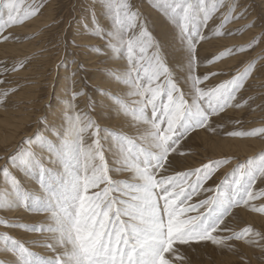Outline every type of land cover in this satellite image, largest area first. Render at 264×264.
Returning a JSON list of instances; mask_svg holds the SVG:
<instances>
[{"label":"snow or ice","instance_id":"1","mask_svg":"<svg viewBox=\"0 0 264 264\" xmlns=\"http://www.w3.org/2000/svg\"><path fill=\"white\" fill-rule=\"evenodd\" d=\"M45 7L46 0H0V43L12 38L9 28ZM152 7L171 33L170 45L157 39L131 0H91L74 17L72 46L81 47L76 41L85 35L97 38L103 46L90 51L118 62L106 74L117 90L97 92L112 101L110 115L124 117L128 129L102 127L79 110L75 101L86 95L81 90L67 100L55 136L37 132L23 141L0 168V210L22 209L43 219H0V226L40 238L25 242L0 234V250L14 258L0 264H190L187 253L195 246L234 251L235 241L257 248L264 259V230L233 226L241 210L264 217V150L235 163L225 157L186 167L181 160L194 134H218L223 129L218 121L228 110L254 100L241 92L254 72L264 73L259 64L264 55L227 79L216 69L226 58L256 49L264 31L246 45L201 57L204 44L256 27L253 21L226 31L247 18V9L238 0H153ZM210 21L218 22L209 29ZM23 67V62L0 65V77ZM82 69L78 62L74 81ZM6 83L0 79V85ZM14 91H0V104ZM226 134L264 140V126Z\"/></svg>","mask_w":264,"mask_h":264},{"label":"rangeland","instance_id":"2","mask_svg":"<svg viewBox=\"0 0 264 264\" xmlns=\"http://www.w3.org/2000/svg\"><path fill=\"white\" fill-rule=\"evenodd\" d=\"M238 2L241 9H247V18L227 25L226 31L244 28L245 25L253 21L256 22V27L241 35L220 38L204 44V47L200 49L201 57L233 46L246 45L253 37L259 36L264 31V28L260 26L261 18L264 17V0H238ZM90 3L91 0H46V7L41 10V14L22 25L9 28L6 34H10L12 38L7 42L0 43V65L7 64L11 67L13 64L21 62L25 64V67L18 71L9 72L0 77L7 81L5 85H0V91L5 88L15 89L5 102L0 104V123L3 124L1 126L3 131L0 132V135L7 136V130H5L2 121L10 116H6L5 112L12 114L13 117L14 114L30 115V119H25L24 127L16 134V137L19 135L22 138L18 147L23 144L24 140L34 136L37 132L50 137L55 136L62 129L64 106L72 93L76 91L82 90L86 93V95L77 97L75 103L78 109L89 112L102 127L119 129L123 124L124 117H117L114 112L111 115L109 113L108 105L112 101L101 98L97 92L98 87L107 88L109 92L117 90L116 84H110L106 76L110 69L118 67L117 60L114 57L109 58L103 53L97 54L90 51L91 46H103V42L97 38L88 35L78 38L76 42L81 47H73L71 43L77 29L74 17L78 18L82 15L84 7ZM131 3L148 18L157 39L170 45L171 33L165 28L163 18L152 7L153 0H131ZM217 22L210 21L209 29ZM258 55H264V42L250 53L226 58L217 65L216 70L226 73L227 75L221 78L227 79L237 69H242L246 63L256 59ZM78 62L83 64V69L74 81L72 73L76 71ZM259 64H264V59H261ZM241 96L245 99L253 97L254 100H250L249 105L243 108L228 110L225 119L218 121L223 124V129L218 134L203 130L194 134L187 142L186 151L189 154L181 158L182 166L198 167L201 162H207L209 159L225 157H233L234 161H243L248 156H254L264 150V140L262 139L234 138L226 134L231 130H250L264 126V73L254 72L246 82ZM90 102L95 105V108H90ZM41 121H46V123ZM237 121L240 123L237 124ZM123 128L127 130V124H123ZM246 140L257 141L256 144L248 146L247 149L254 151L248 156L218 149V145H229ZM14 145L15 142H10L0 146V168L5 165L7 158L17 151L18 147L13 148ZM257 146L260 147V150L256 148ZM224 170L225 168L218 175L226 172ZM241 211L245 213L240 214ZM241 211L238 212L239 221L233 222V226L237 230L249 225L256 230H264V217L246 210ZM247 213L251 217L257 216V219L247 217ZM0 219L10 222L33 223L42 220L43 217L36 218L20 209L10 212L0 210ZM0 234H8L25 242L40 238L39 234L3 226H0ZM232 243L235 245L234 251L221 249L210 243L205 246H195L194 250H189L187 253L190 264H244V260H247L248 264H264V259L261 258V253L257 248H253L243 241ZM33 251L44 252L41 248H33ZM7 258L8 256L4 257L0 254V262L9 260ZM12 259L14 258L12 257Z\"/></svg>","mask_w":264,"mask_h":264},{"label":"bare ground","instance_id":"3","mask_svg":"<svg viewBox=\"0 0 264 264\" xmlns=\"http://www.w3.org/2000/svg\"><path fill=\"white\" fill-rule=\"evenodd\" d=\"M263 1V0H262ZM246 9V8H245ZM217 43V42H216ZM222 44V43H221ZM5 48V47H4ZM235 62V61H234ZM263 80V79H262ZM260 81V80H259ZM253 91V90H252ZM85 110V109H84ZM6 116H10L8 117L5 121H2L4 123V127L6 128L5 130H7V136L6 135H0V146H2L3 144H6V143H10V142H15V145L13 148H16L18 147V145L20 144V140H22V138L19 136L16 137V134L18 133V131L24 127V124L23 122L25 121L26 118H29L30 119V115L28 114H24V115H21L19 116L18 114H14V117L12 116V114H8L7 112H5ZM3 124L0 123V132L2 133V126ZM6 132V131H5ZM251 140V139H250ZM257 141L253 140V141H244V142H240V141H237L236 143H231L229 145H218V149L219 150H226V151H234V152H238L240 154H245L244 156H248L252 153H254V151L252 149H247L248 146L251 144H256ZM259 146V145H258ZM256 147L258 150H260L259 148L260 147ZM2 148V147H1ZM264 149V148H263ZM14 150V149H13ZM10 152V151H9ZM12 153V152H11ZM218 153V152H216ZM221 153V152H219ZM4 155V154H3ZM2 155V156H3ZM242 155V156H243ZM249 157V156H248ZM235 163V161H234ZM196 164V163H195ZM231 166H229L228 168H230ZM228 168H225L224 171H227ZM10 212V211H9ZM244 214L245 212L244 211H241L240 214ZM23 214V213H22ZM21 214V215H22ZM246 216H250L251 219H257V216L256 217H251L250 214H246ZM27 217V216H26ZM36 218H40L38 216H34ZM259 218V217H258ZM0 254L4 257H7V259L11 260L12 259V256L11 254L9 253H4L3 251L0 252Z\"/></svg>","mask_w":264,"mask_h":264}]
</instances>
